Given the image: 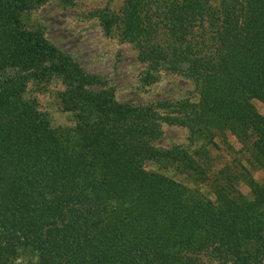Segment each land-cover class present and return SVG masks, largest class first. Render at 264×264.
<instances>
[{"label": "trees", "instance_id": "1", "mask_svg": "<svg viewBox=\"0 0 264 264\" xmlns=\"http://www.w3.org/2000/svg\"><path fill=\"white\" fill-rule=\"evenodd\" d=\"M47 1L0 0V264H204L201 255L263 264L264 180L241 161L211 168L207 145L231 134L264 171V116L253 104L264 103V0H123L119 15L104 10V29L118 26L146 63L144 83L161 70L194 83L198 102H163L174 107L167 115L116 100L25 27L22 14ZM53 77L72 125L53 126L27 95ZM162 121L204 145L156 146Z\"/></svg>", "mask_w": 264, "mask_h": 264}, {"label": "rangeland", "instance_id": "2", "mask_svg": "<svg viewBox=\"0 0 264 264\" xmlns=\"http://www.w3.org/2000/svg\"><path fill=\"white\" fill-rule=\"evenodd\" d=\"M217 3L218 0H215L214 4ZM122 7L123 0H48L37 8L25 11L22 19L25 27L40 29L51 43L69 53L85 72L95 75L98 85L112 90L116 100L120 102L150 106L161 115L170 114L174 110V107H167L163 102L173 103L188 99L197 103L198 90L192 80L183 75L161 70L154 82H143L147 67L146 63L138 59L135 46L121 36L118 26L106 31L101 24L105 9L119 15ZM64 88L58 77L38 84L30 83L28 87L27 95L37 98L39 108L48 113L53 126L73 124L71 113L62 109L58 97V93ZM253 104L264 116V103L253 99ZM204 143L199 140L192 144L185 126L163 121L161 135L155 141V145L161 148L181 145L190 151L202 147ZM240 147V143L231 134H228V145L219 140L215 147L207 145L208 164L217 169L225 162L241 161L249 167L255 181L263 182V169L248 165ZM145 166L191 185L184 175L171 168H162L153 161H147ZM238 187L246 198L255 200L254 194L244 181H240ZM201 190L213 197L206 185H202ZM201 259L204 264H222L207 255H201Z\"/></svg>", "mask_w": 264, "mask_h": 264}]
</instances>
